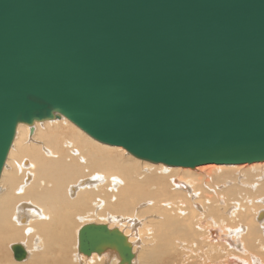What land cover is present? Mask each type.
Listing matches in <instances>:
<instances>
[{"label": "water", "instance_id": "1", "mask_svg": "<svg viewBox=\"0 0 264 264\" xmlns=\"http://www.w3.org/2000/svg\"><path fill=\"white\" fill-rule=\"evenodd\" d=\"M60 116L152 162L264 161V0H0V173L19 123ZM105 248L133 255L79 228V251Z\"/></svg>", "mask_w": 264, "mask_h": 264}, {"label": "bare ground", "instance_id": "2", "mask_svg": "<svg viewBox=\"0 0 264 264\" xmlns=\"http://www.w3.org/2000/svg\"><path fill=\"white\" fill-rule=\"evenodd\" d=\"M246 164L249 170L233 173ZM219 183L226 185L220 192ZM200 190L208 195L199 205ZM217 200L222 206L215 207ZM230 202L237 206L226 210ZM93 217L113 222L104 223L123 233L120 225L132 228L141 219L155 244L141 264H158L170 251H181L190 232L201 235L194 239L203 247L193 245L192 264L197 257L207 260L213 249L223 256L213 264H264V161L172 166L102 143L64 116L19 123L0 173V262L8 242L10 248L22 241L27 260H16L21 264H119L114 248L78 250V230L88 223L77 229L79 222ZM129 242L133 255L122 264L138 260Z\"/></svg>", "mask_w": 264, "mask_h": 264}, {"label": "rangeland", "instance_id": "3", "mask_svg": "<svg viewBox=\"0 0 264 264\" xmlns=\"http://www.w3.org/2000/svg\"><path fill=\"white\" fill-rule=\"evenodd\" d=\"M65 118V117H64ZM241 167H242V169H241ZM241 167H238L237 169H236V171L235 172H233L234 174L236 173V175L238 174L237 172H241L242 170H249V164H248V167H247V164L245 165V166H241ZM251 170V169H250ZM233 175V174H232ZM236 184H239V183H236ZM222 186V187H221ZM226 186V185H224V184H222V183H219V188H218V191L220 192L224 187ZM239 186V185H238ZM240 187V186H239ZM222 188V189H221ZM247 188V187H246ZM250 188V187H249ZM208 189V188H207ZM221 189V190H220ZM251 190H254V189H252V188H250ZM250 190V191H251ZM218 191L216 190V193H215V195L217 196V195H219V193H218ZM201 192V190L199 191V193H198V195L200 194V195H202V198H200V199H198V204L200 205L202 202L201 201H203L204 202V195L205 194H207L208 195V192L206 191V192H204V194H201L200 193ZM253 192V191H252ZM213 193V192H212ZM215 195L214 194H212V196H214V198H215ZM253 197V196H252ZM255 197V196H254ZM253 197V198H254ZM216 198H219V201H221L220 200V196L218 197H216ZM216 198H215V200H216ZM201 200V201H200ZM206 202V201H205ZM213 203V202H212ZM214 203H216V202H214ZM217 203L219 204V202H218V200H217ZM220 203H222L223 204V202L221 201ZM231 204V205H230ZM230 204L228 203V208H226V210H230L231 209V207H232V209H234L233 208V206H234V204L235 203H232V202H230ZM233 204V205H232ZM215 205V204H214ZM236 205V204H235ZM220 206H222V205H217V206H215V207H220ZM231 206V207H230ZM237 206V205H236ZM235 206V207H236ZM187 207V206H186ZM230 208V209H229ZM187 210H188V208H187ZM225 210V211H226ZM188 212V211H187ZM226 212H228V211H226ZM148 215V214H147ZM155 216H158L157 214L155 215ZM227 218V217H226ZM99 218H97L96 219V217L94 218H89L88 220H84V221H82V222H79V226L77 227V229L81 226L80 224L81 223H83V222H101V223H104V222H107V223H109V224H111V225H115L113 222H111V221H107L106 219L105 220H98ZM152 219L153 220H156V219H154L153 217H152ZM228 219V218H227ZM256 220V219H255ZM257 221V220H256ZM136 224L132 227V228H129V227H125L124 225H120L121 226V228L123 229V231H124V234L126 233L127 234V236H128V238H133L132 240H130L129 239V241H131V243H132V245H133V247H132V250H133V252L135 253V255L136 256H138V260H137V262H138V264H141L142 263V261H144L143 260V258L144 257H146V256H148V255H151V250H149L151 247V245H152V242L153 241H149L148 239H147V236H148V233H147V229L149 228L148 226L146 227V228H143V227H141V219H139V218H137L136 219ZM216 224H217V222H216ZM234 224V221H232V223L230 224V225H233ZM117 226V225H116ZM138 226V227H137ZM124 227V228H123ZM136 227V228H135ZM134 229H135V231H134ZM145 230L146 231V233H144V231H142V230ZM212 230H217V228H215V227H212ZM138 231V234L137 233H135V232H137ZM218 231V230H217ZM77 232V231H76ZM131 232V233H130ZM133 232V233H132ZM208 232H209V230H208ZM74 233V232H73ZM199 233V232H198ZM137 234V235H136ZM193 233L192 232H190V234L188 235L187 234V237H185V239H186V245L187 246H189V247H187L185 244H182V246H185V248L184 249H182L181 251H170V253H169V255L167 256V254L165 255V260H163V262H159L158 264H192L191 262H193V263H195V261H194V258L197 256V254L195 253L194 254V252L192 251V249H194V246L193 245H195L196 246V249L195 250H197V249H199L200 248V244H196V239H198V240H200V238H201V235L200 234H197L196 233V235L195 236H197V235H199L198 237H192L193 235H192ZM220 234L222 235V233L220 232ZM75 234H73V239H71V244L74 242V246L76 245V239H75ZM189 237H190V239H191V237H192V240H190L189 239ZM194 238H196V239H194ZM188 239L190 240V241H188ZM195 241V243L193 244V242ZM17 242H19V243H21V244H23L22 243V241H17ZM199 243V242H198ZM220 243V242H219ZM8 244V245H7ZM6 244V246H5V249L3 250L4 252V255H5V257H4V261H3V263L2 262H0V264H21V263H18V261H16V260H14V258H13V256L11 255L12 253H11V250H10V248H9V242ZM216 244V243H215ZM192 245V246H191ZM203 246H205V243L204 244H202ZM250 245V244H249ZM71 246V245H70ZM152 246H155V244H153ZM187 247V248H186ZM202 247V246H201ZM203 248V247H202ZM202 248H201V250H202ZM157 249V247L153 250V252L155 251ZM189 249V250H188ZM73 249H71V251H72ZM200 250V251H201ZM74 251H75V253H76V248L74 247ZM185 251V252H184ZM190 251V252H189ZM203 251V250H202ZM213 252H216L214 249L212 250ZM212 251H210V254H211V256H213V257H211L210 255V257H211V260H210V257L207 259V260H204V258H198L197 257V260L199 261V262H197V264L198 263H203V264H213V263H215V261H217L218 259L219 260H223V256L221 257V256H216V254L214 255L213 254V252ZM172 252H175V253H172ZM192 252V253H191ZM205 251H203V253H204ZM102 254H104V253H102ZM193 254V255H192ZM220 254V253H219ZM74 255V254H73ZM195 256V257H194ZM203 256V255H202ZM102 257H104V258H106L107 256H103L102 255ZM114 257H116L114 254L112 255V260H114L115 258ZM167 257V258H166ZM193 257V258H192ZM204 257V256H203ZM215 257V258H214ZM219 257V258H218ZM221 257V258H220ZM26 260L27 259H25V260H22V261H24V262H26ZM132 260H134V258L132 259ZM209 260V261H208ZM213 260V261H212ZM12 261V262H11ZM16 261V262H15ZM203 261V262H202ZM23 262V263H24ZM137 262L135 263V264H137ZM207 262V263H206ZM211 262V263H210ZM217 264V263H216Z\"/></svg>", "mask_w": 264, "mask_h": 264}]
</instances>
